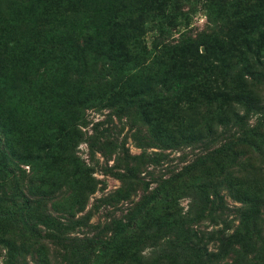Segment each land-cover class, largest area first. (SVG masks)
I'll return each instance as SVG.
<instances>
[{"label": "trees", "instance_id": "1", "mask_svg": "<svg viewBox=\"0 0 264 264\" xmlns=\"http://www.w3.org/2000/svg\"><path fill=\"white\" fill-rule=\"evenodd\" d=\"M261 88L264 0H0L3 264H48L43 238L66 264L101 255L103 264H264ZM88 112L129 121L142 151L131 154ZM81 143L89 163L77 155ZM191 143L206 145L179 171H148ZM95 154L100 172L122 184L117 198L132 185L155 187L104 226L109 237L73 238L80 220L64 224L47 207L56 195L85 210L98 184ZM197 174L183 212L173 188ZM223 214L234 218L203 235L202 222Z\"/></svg>", "mask_w": 264, "mask_h": 264}, {"label": "rangeland", "instance_id": "2", "mask_svg": "<svg viewBox=\"0 0 264 264\" xmlns=\"http://www.w3.org/2000/svg\"><path fill=\"white\" fill-rule=\"evenodd\" d=\"M201 9L197 10L196 16L193 19L194 26L198 29L202 28L206 24V19ZM257 96H255L257 99H262L264 101V89L261 88L260 90V96L259 91L256 92ZM107 112L102 113H93L88 112V120L94 124L96 122L103 123L99 129H105V130H111L114 132V128H116L115 132L117 133V138L119 141H125L126 147L130 150L131 154H139L142 150L137 148V141L134 137L135 133V127L130 129L129 127V121L125 123L122 121L120 124L115 119H112V121H109L108 118H106ZM251 124H254V118L250 121ZM134 124V123H133ZM116 126V127H114ZM91 125L88 126L87 129H90ZM210 139V137H208ZM207 139V140H208ZM218 140V139H216ZM192 146L188 144V146H182L179 150H168L165 151V154L167 155L168 163H164V165H160L159 167H148V171L154 174V178H157L161 174H164L167 176L166 173V167H169V170H177L179 171L186 163L192 161L194 158H196L198 155H200L204 150L202 148L204 147L203 143H199L194 145L195 143H191ZM211 146H215V140L212 141L210 144H208V147L211 148ZM159 151L157 149H151L148 150V153ZM77 155L88 162L86 158H88V150L87 146L83 143H81L77 150ZM237 156L242 155V153H237ZM242 158H245V155L242 156ZM98 165L95 166L96 171L94 173V177L98 181L96 192L92 195H90L85 202V210L82 212H76V209H71V207H67L65 202L63 201V198H58L56 195L54 196V201L51 202L48 207L47 211L48 213L55 219H58L59 221L63 222L64 224H71L68 223V221H74V220H80L82 225L75 226L74 229L71 231V234L69 236L73 238H106L109 237L111 233H105V225H109L111 220L115 219H121L123 218L127 213L134 208V204L138 203L140 201V198L142 195L144 196L151 188L155 187V184H150L149 189H145L143 185H132L130 187V190L128 193L123 194L124 198L120 199L119 197L115 195L117 190L121 187V183L119 180L115 179L114 177L110 175H103L100 170L103 169V158L99 154H95L94 159ZM113 160V159H112ZM89 163V162H88ZM94 163V162H93ZM113 161L108 162V166H113ZM21 168L25 170L26 174L29 172L28 167L21 165ZM214 168L212 167L211 170ZM142 173L140 175V178H142L145 182H150V174ZM251 172H249L250 174ZM254 174L253 172L250 174ZM202 174H197L194 179L186 181L182 184H180L178 187L173 188L175 190L174 194L178 199L179 207L182 209L183 212H186L187 206H188V197H185L187 192H191V189L194 184L195 180L197 181L199 177ZM239 175V174H238ZM240 178V175L238 176ZM198 183V181H197ZM199 184V183H198ZM202 186V184L200 185ZM171 191V193L173 192ZM222 194H226L224 191ZM106 200H111L114 203L105 204ZM227 205H236L235 201L232 200L230 197L225 198ZM153 217V216H152ZM154 218V217H153ZM234 215H221L219 219H207L202 222L199 230L203 233V235H207V233H210L212 231L222 230L225 228V222H229L233 220ZM150 222H152L151 214H148V218ZM218 224V225H217ZM72 228V226H71ZM47 229L42 230V232H47ZM70 232V231H68ZM106 235V236H104ZM104 236V237H103ZM50 240H46V238H43L41 240V244L44 245L45 249V257L47 258L48 264H66L61 263V259L57 254V249L53 247V245L50 243ZM67 245V244H65ZM211 245H209V248ZM102 250V249H101ZM148 249L145 250L143 253L147 254ZM4 254L5 251H2V255L0 256V264H3L4 260ZM143 254V255H144ZM105 256V258H104ZM100 258V259H99ZM98 258V261L96 264H103V259L106 260V255H101ZM112 258V254L110 253L108 256V260ZM93 261V260H92Z\"/></svg>", "mask_w": 264, "mask_h": 264}]
</instances>
